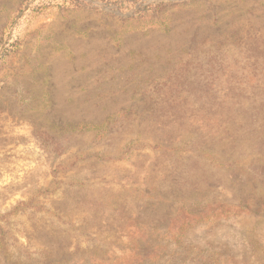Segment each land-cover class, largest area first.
Returning a JSON list of instances; mask_svg holds the SVG:
<instances>
[{
	"label": "rangeland",
	"instance_id": "obj_1",
	"mask_svg": "<svg viewBox=\"0 0 264 264\" xmlns=\"http://www.w3.org/2000/svg\"><path fill=\"white\" fill-rule=\"evenodd\" d=\"M0 264H264V0H0Z\"/></svg>",
	"mask_w": 264,
	"mask_h": 264
}]
</instances>
